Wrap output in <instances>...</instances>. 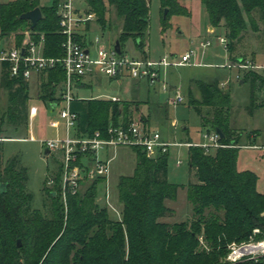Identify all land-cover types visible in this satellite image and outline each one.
I'll return each instance as SVG.
<instances>
[{
    "label": "trees",
    "instance_id": "obj_1",
    "mask_svg": "<svg viewBox=\"0 0 264 264\" xmlns=\"http://www.w3.org/2000/svg\"><path fill=\"white\" fill-rule=\"evenodd\" d=\"M159 1L164 31L171 16L188 15L178 0ZM60 2L52 0L49 7L30 0L0 3V39L14 35L15 47L20 49L26 33L36 43L44 36L43 55L63 59L65 37L60 27ZM201 2L210 25L215 30L226 28V49L232 55L245 33L249 29L259 32V22H264V0ZM88 3L100 27L106 28V16L111 10L122 21L117 39L122 54L126 43L133 40L142 58H149L145 38L150 27V0H88ZM36 8L41 9L43 17L31 30L32 23L21 16ZM166 9L168 14L164 18ZM77 41L89 47L86 34L78 33ZM233 60L238 59L232 57ZM66 81L62 65L39 75L38 99L53 112L61 104ZM243 82L251 84L249 112L254 114L264 109V98L259 101L256 96L264 87V77L249 70ZM195 83L201 95L196 105L213 110L211 116L202 117L197 109L203 126L209 133L220 130L224 136L221 143L231 146L218 149L216 155L206 154L201 148L189 149L188 164L190 173L194 172L196 177L195 183L171 184L169 153L150 157L135 148L134 174L121 177L118 183L120 220L111 218L108 206L97 203L106 178L85 182V190L68 197L66 211L61 196V173L55 177L53 188L47 187L46 182L45 193L51 200L48 219L31 206L26 170L16 160L4 162V142L12 138L2 137V127L27 129V104L31 98L29 82L12 78L8 63H0V90L7 93L9 102L0 119V185L6 186L4 193L0 191V264H228L225 260L233 243L264 241V194L258 191L259 178L255 173L238 169L243 137L231 127V94L224 93L216 80ZM74 85L83 88V79H75ZM86 103V133L89 137L100 133L103 139L108 137L111 126H128L141 107V103L123 100L91 99ZM167 106H157L154 110L158 113L164 110L165 114H161L167 116ZM181 188L187 191L193 219L174 224L161 222L172 214L166 201H176ZM257 230L259 233L254 234Z\"/></svg>",
    "mask_w": 264,
    "mask_h": 264
},
{
    "label": "rangeland",
    "instance_id": "obj_2",
    "mask_svg": "<svg viewBox=\"0 0 264 264\" xmlns=\"http://www.w3.org/2000/svg\"><path fill=\"white\" fill-rule=\"evenodd\" d=\"M8 2L10 0H0V3ZM178 2L188 11V15L171 16L169 27L164 31L161 3L159 0H150V27L145 38L146 50L149 58L153 61H158L165 56L174 57L177 61H181L182 57L191 51L195 52L196 57L191 60L190 65L172 66L163 71V80L169 87L167 92L160 90L156 94L154 90H151L150 99L156 107L168 105L166 107L168 108L167 116L163 115L165 114L164 110L157 112L158 116H156L155 106H152L151 110L153 109V111H150L149 114L145 111V115L144 110L146 108L143 109V106H141L140 111L134 115V118L149 124L153 133H159L164 140L171 143H185L189 140L202 142L207 129L203 126L201 116L209 117L213 110L196 105L201 101V95L196 83L191 85L192 80L196 82L216 80L219 85L227 81L228 85L220 86V88L224 93L229 92L231 94V127L236 133H241L243 137L240 144L242 149L238 160V169L255 173L259 178L258 191L264 194V109H258L254 114L249 112L251 84L249 82L241 83L243 78H246L249 70L239 67L240 63L246 61L252 63V65L264 67V22H259V32L256 33L249 29L245 33L232 55L227 51V45L222 43V39H227L226 28L216 29V33L213 35L208 33L209 17L201 0H178ZM41 4L44 7H49L52 5V0H41ZM83 8L88 15H94L95 17V20L88 25V31L85 33L93 54L96 53L99 47L98 45L92 47V43L96 38L101 39V45L105 48H113L122 28V21L117 18L114 10L107 14L106 28H102L97 23L96 15L91 12L90 5L86 4ZM206 41H211L212 45L207 49H203L201 43ZM0 44L14 47L15 36L0 39ZM124 52L130 58L140 57L141 55L133 40L126 43ZM232 57L238 60L232 61ZM208 65L211 66L208 67ZM229 66L232 67L229 68ZM256 72L264 77L263 70ZM85 82L91 84L89 79H86ZM134 85L138 84L129 78L110 80L105 76H99L94 80L93 85L91 84L86 89L79 91L77 89L80 88L75 86L73 91L77 102L73 103L71 108L77 110L81 115L82 130L86 131V101L93 98L111 99L112 97H117L123 101L137 100L138 96L134 90ZM175 90H179L185 99L184 104L177 107L169 105V100L173 98ZM141 92V90L138 91V94ZM38 93L37 80L33 77L29 81L31 100L27 104L28 128L22 127L15 130L8 125L2 127V137L12 138L6 139L4 142L3 158L4 162L16 160L18 166L26 170L28 178L26 188L27 193L32 197L31 206L33 210L42 211L49 219L51 218L49 213L51 200L45 193L46 182L56 173L58 162L53 158L46 157L45 149L42 146L43 141L55 136V131L49 127V123L53 118V111L49 109L47 104L39 101ZM256 96L259 101L264 98V87L257 91ZM8 103L7 93L0 90V119L3 117ZM34 106L38 108L39 112L35 120L32 121L30 110ZM61 106H64V104H61ZM197 109L201 112V116ZM184 127H187V130H184ZM32 137L35 138L34 141ZM216 153L213 152V155H216ZM102 157L111 158L112 160L107 183L102 186L97 203L101 207L108 206L111 218L120 220L121 205L118 183L121 177H130L134 174L137 154L132 148L119 147L109 149L107 153L102 154ZM168 157V180L171 184L187 186L189 183L196 182L194 172L190 173L188 164L189 149L187 147H170ZM179 162H181V165H179ZM47 187L49 186L47 185ZM107 194L108 205L106 202ZM166 206L172 211V214H168L161 219V222L174 224L193 219V210L187 200L186 189L181 188L178 192V199L176 201H166ZM258 233L254 232V234ZM253 263H264V256L258 262Z\"/></svg>",
    "mask_w": 264,
    "mask_h": 264
},
{
    "label": "built area",
    "instance_id": "obj_3",
    "mask_svg": "<svg viewBox=\"0 0 264 264\" xmlns=\"http://www.w3.org/2000/svg\"><path fill=\"white\" fill-rule=\"evenodd\" d=\"M30 1L41 2V0ZM86 4L89 6L88 0H61L59 4L60 27L65 37L63 44L65 57L63 59L46 58L43 55L44 36H41L40 42L36 43L31 39L30 33H26L25 43L20 49L0 44V63H8L12 78H23L29 82L33 77H39L41 73L54 69L58 65H62L66 71L67 81L61 92V104L64 106L60 104L56 107V116L49 123L50 129L55 131V136L42 142L44 149L50 151L48 157L58 162L57 171L48 180L47 185L53 188L55 177L61 173V196L66 211L68 197L80 194L84 190L85 182L99 178L108 179L112 159L102 157V154L107 153L111 148H138L150 157L169 153L172 146L188 149L201 148L206 154L216 152L218 149L231 148L221 143V137L217 132L204 133L202 142L171 143L164 140L159 133H153L151 126L136 119L126 127L111 126L108 130V137L105 139L101 138L100 133H97L95 137H89L86 131L82 130L80 114L71 108V105L77 102L73 91L75 79L97 76H105L111 80L129 78L138 82H146L150 87L161 86L162 91L167 92L169 87L163 80V71L172 66L190 65L196 54L191 51L184 55L181 61L169 56L158 61L142 57L130 58L127 54L118 55L115 46L111 49L105 48L101 45L100 38H96L92 43V47L99 46L93 54L91 47H84L77 41L78 33L83 34L87 25L95 20L94 15H88L85 12L83 7ZM222 43L226 45L224 39ZM211 45V41L201 43L203 49ZM239 65L244 70L264 71V67L252 65L247 61ZM112 100L119 101L116 98ZM184 102L185 99L181 92L175 90L173 98L169 100V105L177 107ZM38 112L37 107L31 108L32 121L35 120ZM106 202L108 204V194ZM263 256L264 241L251 240L243 244L233 243L226 262L229 264L258 262Z\"/></svg>",
    "mask_w": 264,
    "mask_h": 264
},
{
    "label": "crops",
    "instance_id": "obj_4",
    "mask_svg": "<svg viewBox=\"0 0 264 264\" xmlns=\"http://www.w3.org/2000/svg\"><path fill=\"white\" fill-rule=\"evenodd\" d=\"M207 31H208V33L210 34V35H213V34H215L216 32H215V29L210 25V23H209V25H208V27H207ZM84 35H85V33H83ZM146 53H147V56L149 57V55H148V52H147V50H146ZM140 57H142V55H140ZM197 66V65H196ZM211 65H208V67H210ZM221 75V74H220ZM225 75V74H224ZM223 75V77H225ZM99 76H97V77H91V78H87V79H89L90 80V82H91V84L93 85V82H94V80H96L97 78H98ZM36 78V80H37V85H38V89H39V77H35ZM85 80L86 79H83V84H84V87L83 88H80V89H77V90H83V89H86V88H88L91 84H88L87 82H85ZM111 80V79H110ZM138 85H134L135 87H134V90H135V92H137V96H138V99L137 100H127V101H131V102H138V103H141V106H143V109L144 108H146V110H144V114H145V111L147 112V114H149L150 113V111H152L151 110V108H152V106H155L154 105V103L151 101V99H150V93H151V90H154V92L157 94V93H159L160 92V90L162 91V88L161 87H150L149 86V84H147L146 82H138V81H135ZM223 82V81H222ZM241 83H244V82H241ZM193 84H195V81H193L192 80V83H191V85H193ZM191 85H190V87H191ZM222 85H228L227 84V81H224L223 82V84ZM161 88V89H160ZM142 91L140 94H138V91ZM140 97V98H139ZM113 98H116V99H119V98H117V97H112L111 99L110 98H108V99H103V100H112ZM94 99V98H93ZM95 99H102V98H95ZM120 100V99H119ZM86 105H87V103H86ZM34 107H36V106H34ZM156 107V106H155ZM142 109V110H143ZM75 111H77V110H75ZM154 112L157 114V111H155L154 110ZM54 114H55V111L52 113V116L54 117ZM146 115V114H145ZM156 116H158V115H156ZM163 119V118H162ZM161 120V119H160ZM184 130H186L187 129V127H184L183 128ZM32 140L34 141L35 140V138L34 137H32ZM42 146H43V144H42ZM44 148V147H43Z\"/></svg>",
    "mask_w": 264,
    "mask_h": 264
},
{
    "label": "water",
    "instance_id": "obj_5",
    "mask_svg": "<svg viewBox=\"0 0 264 264\" xmlns=\"http://www.w3.org/2000/svg\"><path fill=\"white\" fill-rule=\"evenodd\" d=\"M167 14H168V10L166 9L164 12V18L167 17ZM42 17H43V15H42L41 9L36 8L35 10L30 11V12L22 15L21 19L26 20V21H30L32 23L31 30H34L36 28L37 24L41 21ZM115 50H116L118 55H122L121 44L118 40L115 43ZM217 133L219 134L221 139L224 137L220 130H217ZM45 155H46V157H48L50 155V151L45 150ZM0 191L2 193H4L6 191V186L0 185ZM19 247H20V243H19Z\"/></svg>",
    "mask_w": 264,
    "mask_h": 264
}]
</instances>
